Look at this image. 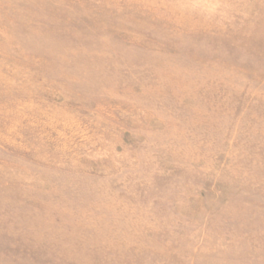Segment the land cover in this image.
I'll return each instance as SVG.
<instances>
[{
    "label": "rangeland",
    "instance_id": "obj_1",
    "mask_svg": "<svg viewBox=\"0 0 264 264\" xmlns=\"http://www.w3.org/2000/svg\"><path fill=\"white\" fill-rule=\"evenodd\" d=\"M0 264H264V0H0Z\"/></svg>",
    "mask_w": 264,
    "mask_h": 264
}]
</instances>
